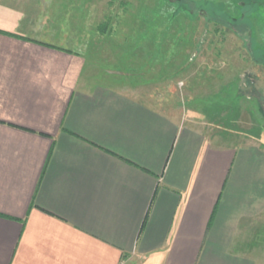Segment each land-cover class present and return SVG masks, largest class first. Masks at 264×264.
<instances>
[{
    "label": "crops",
    "instance_id": "0c3cea01",
    "mask_svg": "<svg viewBox=\"0 0 264 264\" xmlns=\"http://www.w3.org/2000/svg\"><path fill=\"white\" fill-rule=\"evenodd\" d=\"M78 12L0 0V264H264V153L87 62Z\"/></svg>",
    "mask_w": 264,
    "mask_h": 264
},
{
    "label": "rangeland",
    "instance_id": "374dc122",
    "mask_svg": "<svg viewBox=\"0 0 264 264\" xmlns=\"http://www.w3.org/2000/svg\"><path fill=\"white\" fill-rule=\"evenodd\" d=\"M179 4L79 0L80 32H93L84 41L87 62L109 49L108 62L150 65L159 94L184 109L191 126L209 138L221 136L223 146L264 153V62L258 58L264 57V0H184L178 10Z\"/></svg>",
    "mask_w": 264,
    "mask_h": 264
},
{
    "label": "trees",
    "instance_id": "16d2710c",
    "mask_svg": "<svg viewBox=\"0 0 264 264\" xmlns=\"http://www.w3.org/2000/svg\"><path fill=\"white\" fill-rule=\"evenodd\" d=\"M177 1H178V4L180 3V4H179L180 6H176V9H178V10H179V9H183L184 7H183V4H182V3H183L184 0H177ZM256 1H258V0H256ZM189 10L191 11V14H193V13H192V9L190 8ZM213 14H215L216 17H219L220 19H222L221 16L217 14V12H214ZM208 15L212 17V15H210V14H208ZM225 20H227V19H225ZM238 22H239L238 25H240V26H244V25L247 26V23L244 22V21H242V19H240V18L238 19ZM106 30H107V25H106V24L101 23V24L98 26V31L101 32L102 34L106 33ZM0 32H1V31H0ZM252 41H253V37H252V38L249 37V38H248V45L250 46V49H252V47H253ZM258 58L264 62V60H263L264 57H259V56H258ZM261 58H262V59H261ZM260 62H261V61H260ZM263 64H264V63H263Z\"/></svg>",
    "mask_w": 264,
    "mask_h": 264
}]
</instances>
